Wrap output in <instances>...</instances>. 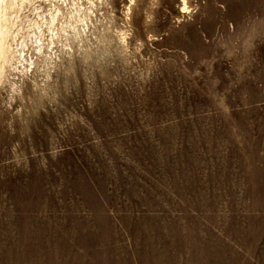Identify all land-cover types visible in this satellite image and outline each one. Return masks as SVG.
<instances>
[{"label": "rangeland", "instance_id": "obj_1", "mask_svg": "<svg viewBox=\"0 0 264 264\" xmlns=\"http://www.w3.org/2000/svg\"><path fill=\"white\" fill-rule=\"evenodd\" d=\"M6 3L0 264H264V0Z\"/></svg>", "mask_w": 264, "mask_h": 264}, {"label": "bare ground", "instance_id": "obj_2", "mask_svg": "<svg viewBox=\"0 0 264 264\" xmlns=\"http://www.w3.org/2000/svg\"><path fill=\"white\" fill-rule=\"evenodd\" d=\"M6 9H7L6 0H0V81L2 80L4 76L6 62L11 61L14 55L13 53L10 52L11 49H10L9 44L7 43V36L10 32V27L7 24L8 22L7 23L4 22L5 21L4 19L6 16Z\"/></svg>", "mask_w": 264, "mask_h": 264}]
</instances>
